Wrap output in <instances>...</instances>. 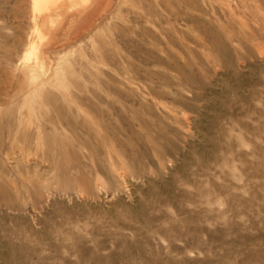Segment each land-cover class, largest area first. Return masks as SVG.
Wrapping results in <instances>:
<instances>
[{
	"label": "rangeland",
	"instance_id": "374dc122",
	"mask_svg": "<svg viewBox=\"0 0 264 264\" xmlns=\"http://www.w3.org/2000/svg\"><path fill=\"white\" fill-rule=\"evenodd\" d=\"M105 7L0 0V264H264V0Z\"/></svg>",
	"mask_w": 264,
	"mask_h": 264
},
{
	"label": "bare ground",
	"instance_id": "6f19581e",
	"mask_svg": "<svg viewBox=\"0 0 264 264\" xmlns=\"http://www.w3.org/2000/svg\"><path fill=\"white\" fill-rule=\"evenodd\" d=\"M108 1L109 0H31L34 29L29 42L28 55L34 60L39 68H42L46 58H44V49L55 47L57 44L56 43L54 46L51 45V43L58 40L56 29L64 27L71 31V28L73 27L72 33H74V35L75 32H78V29H87L88 26H91L92 22L99 17V15L101 16L103 14ZM64 28L62 29L64 30ZM65 35L63 32V36ZM67 38L65 40L70 39L69 37Z\"/></svg>",
	"mask_w": 264,
	"mask_h": 264
}]
</instances>
